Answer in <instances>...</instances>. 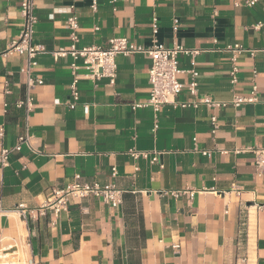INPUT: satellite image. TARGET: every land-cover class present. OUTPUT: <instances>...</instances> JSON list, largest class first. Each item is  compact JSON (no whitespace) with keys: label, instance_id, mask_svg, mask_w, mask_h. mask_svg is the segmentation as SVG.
Instances as JSON below:
<instances>
[{"label":"crops","instance_id":"crops-1","mask_svg":"<svg viewBox=\"0 0 264 264\" xmlns=\"http://www.w3.org/2000/svg\"><path fill=\"white\" fill-rule=\"evenodd\" d=\"M96 1L93 9L94 0H34V42L46 51L32 71L43 83L29 86L24 58L4 55L23 28L21 0H0V153L21 135L30 137L0 164V241L20 243L22 264H264V176L252 151L264 148V53H240L233 84L229 50L264 48V0L252 6L246 0ZM72 13L80 47L106 46L112 37L147 47L156 37L197 50L195 65L192 56H179L183 71L199 72L197 96L184 88L176 104L158 112L135 107L150 94L151 58L137 53L117 56L115 84L79 68L80 97L70 108L73 59L53 52L70 44ZM254 85V101L233 103ZM27 95L29 108L19 105ZM200 98L222 105L182 106ZM77 174L115 185L121 205L74 199L55 222L48 212L27 223L16 211L20 203L40 207ZM184 190L194 196L174 193Z\"/></svg>","mask_w":264,"mask_h":264},{"label":"built area","instance_id":"built-area-1","mask_svg":"<svg viewBox=\"0 0 264 264\" xmlns=\"http://www.w3.org/2000/svg\"><path fill=\"white\" fill-rule=\"evenodd\" d=\"M260 0H246L247 5H254ZM97 1L94 0L92 8L96 9ZM21 14L23 17V28L16 40H14L10 48L4 53L8 55L17 53L21 55L26 64L23 72L27 75L28 85L34 86L36 83L42 84V79H35L32 76L33 69L38 65V56L46 51L45 46L34 42V27L37 22L35 13L34 0H21L20 5ZM66 27L69 29L70 44L68 47H60L56 49L53 54L56 58L72 57L71 69L73 78L71 82V95L73 101L68 105L70 108H75L79 100L80 94L78 90V81L81 76L77 73L79 68H84L87 72L85 77L91 78L94 81H99L103 78L107 79L110 84H115L118 74V65L116 58L118 55L130 56L137 53H144L151 58V66L149 69V99L145 103L135 104V107L151 106L156 112L166 104H176L177 96L186 88L192 96L198 94V77L199 72L195 67L190 70L183 71L179 66V56L181 54L192 56V64L195 65L194 56L198 53L197 50L186 48L183 45L175 44L167 46L160 42L156 37L153 39L151 46H142L131 42L126 37H112L108 40L106 46L100 44H91L80 47V25L78 16L72 13L66 20ZM154 34L158 33V20L155 18L153 23ZM232 53L231 61L232 67L230 70L231 83L238 82L239 68L237 60L240 53L249 51L252 55L261 51L264 53V48L261 50H248L241 44L229 46ZM82 61L79 65L78 61ZM187 73L189 75L188 84L180 81L179 75ZM257 85L253 86L250 96H236L233 103L240 105L243 102H252L256 98ZM32 97L27 95L24 101L19 103L20 106H31ZM200 104L208 106H221L219 102H215L210 98H200L193 102L182 103V106L198 107ZM213 132L218 127L217 118L212 117ZM3 131L0 132V136ZM29 134L26 133L19 137V142L12 148H3L0 153V164L6 166L9 163V156L11 153L21 151V145L25 142L29 143ZM255 154L254 167L259 176H264V148L252 149ZM207 153V152H205ZM134 157L144 156L148 157V152H132ZM158 154L152 157L153 162H158ZM117 168L112 169V175H117ZM177 195L188 194L190 198L194 196L193 190H184L174 192ZM123 192L117 189L115 185H102L97 181L84 182L81 180L79 174L75 175V181L68 184L64 188L53 189V194L47 201L38 208H29L25 203H20L16 207V211L21 218L27 223L40 215H47L50 212L53 216L52 222L60 216L62 212L69 209L71 202L74 199H85L91 196L102 198L104 202L113 208H118L123 201ZM21 245L18 241L13 240L10 243H3L0 241V264H22L21 260Z\"/></svg>","mask_w":264,"mask_h":264}]
</instances>
